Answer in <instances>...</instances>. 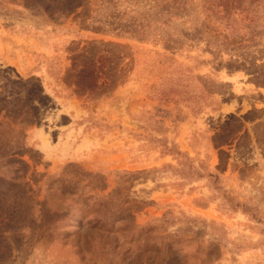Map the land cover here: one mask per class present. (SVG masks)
<instances>
[{"label":"rangeland","instance_id":"1","mask_svg":"<svg viewBox=\"0 0 264 264\" xmlns=\"http://www.w3.org/2000/svg\"><path fill=\"white\" fill-rule=\"evenodd\" d=\"M39 3L0 0V264H264V0Z\"/></svg>","mask_w":264,"mask_h":264},{"label":"trees","instance_id":"2","mask_svg":"<svg viewBox=\"0 0 264 264\" xmlns=\"http://www.w3.org/2000/svg\"><path fill=\"white\" fill-rule=\"evenodd\" d=\"M45 1L46 0H40V3H39V6H41L42 8H44L45 10V13L51 17L52 19H54V15L58 12L57 10H61V11H64L66 9V3L69 2V0H54L55 2H58V3H62L60 7H58L57 9H53L54 7L51 6V5H46L45 4ZM25 2V5L27 7H30L31 4H30V0H24ZM73 4V3H72ZM79 6V5H78ZM77 6V7H78ZM50 10V11H49Z\"/></svg>","mask_w":264,"mask_h":264}]
</instances>
